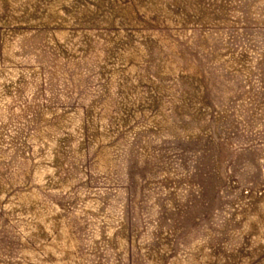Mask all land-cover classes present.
I'll use <instances>...</instances> for the list:
<instances>
[{"label":"rangeland","instance_id":"374dc122","mask_svg":"<svg viewBox=\"0 0 264 264\" xmlns=\"http://www.w3.org/2000/svg\"><path fill=\"white\" fill-rule=\"evenodd\" d=\"M0 264H264V0H0Z\"/></svg>","mask_w":264,"mask_h":264}]
</instances>
